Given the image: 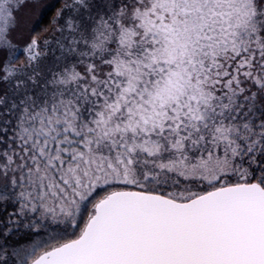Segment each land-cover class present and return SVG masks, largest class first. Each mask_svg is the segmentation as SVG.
Masks as SVG:
<instances>
[{
    "label": "snow or ice",
    "instance_id": "snow-or-ice-1",
    "mask_svg": "<svg viewBox=\"0 0 264 264\" xmlns=\"http://www.w3.org/2000/svg\"><path fill=\"white\" fill-rule=\"evenodd\" d=\"M0 264H264V0H0Z\"/></svg>",
    "mask_w": 264,
    "mask_h": 264
},
{
    "label": "trees",
    "instance_id": "trees-1",
    "mask_svg": "<svg viewBox=\"0 0 264 264\" xmlns=\"http://www.w3.org/2000/svg\"><path fill=\"white\" fill-rule=\"evenodd\" d=\"M59 5L56 4V7ZM55 13V8L50 7L48 10H46L43 15L41 16L39 23L37 24V29H42L47 26V21L50 19L52 15Z\"/></svg>",
    "mask_w": 264,
    "mask_h": 264
},
{
    "label": "rangeland",
    "instance_id": "rangeland-1",
    "mask_svg": "<svg viewBox=\"0 0 264 264\" xmlns=\"http://www.w3.org/2000/svg\"><path fill=\"white\" fill-rule=\"evenodd\" d=\"M44 2L45 3H48V4H52V3H56V0H44ZM50 7H48V8H46L44 11H43V13L46 11V10H48ZM43 13L41 14V16L43 15ZM41 16H40V18H41Z\"/></svg>",
    "mask_w": 264,
    "mask_h": 264
}]
</instances>
